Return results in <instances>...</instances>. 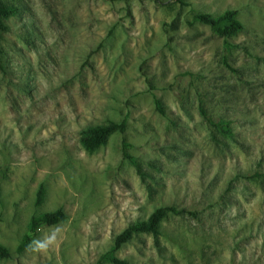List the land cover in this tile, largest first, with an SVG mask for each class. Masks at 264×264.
Returning a JSON list of instances; mask_svg holds the SVG:
<instances>
[{
  "label": "rangeland",
  "instance_id": "1",
  "mask_svg": "<svg viewBox=\"0 0 264 264\" xmlns=\"http://www.w3.org/2000/svg\"><path fill=\"white\" fill-rule=\"evenodd\" d=\"M183 1L0 0L17 8L0 15V264H98L161 207L195 214H170L114 256L264 264V0ZM228 10L243 30L227 39L194 21ZM124 120L85 149L86 129ZM59 209L66 219L19 252Z\"/></svg>",
  "mask_w": 264,
  "mask_h": 264
},
{
  "label": "trees",
  "instance_id": "2",
  "mask_svg": "<svg viewBox=\"0 0 264 264\" xmlns=\"http://www.w3.org/2000/svg\"><path fill=\"white\" fill-rule=\"evenodd\" d=\"M179 2L183 3V0H178ZM17 8L15 7H8L2 3H0V15L4 18H10L16 16ZM237 11L236 10H228L224 14L218 15L217 17L212 16L210 14H198L194 17V21L196 23H201L210 26V28L221 37L227 39L230 36L236 35L240 31L243 30L242 22L237 18ZM7 27L0 22V31L5 32ZM2 40V35L0 33V41ZM1 54V50H0ZM0 67L3 68L1 57H0ZM159 104V101H157ZM201 114L214 125L219 126L225 132H229L223 123L216 124L215 121L208 116V114L201 110ZM127 129V121L124 120L120 123L112 122L107 125H97L91 126L86 129L83 133L81 138V142L85 149L89 152H94L100 147L106 145L110 138L115 133H123ZM125 158L129 159L130 161L134 162L133 157L124 151ZM44 198V188L41 187L38 192L37 204H41ZM195 214L194 212H189L186 210H179L176 207H161L156 209L150 216L147 221L139 222L134 225L129 226L126 228L116 239L114 248L102 255L101 259L99 260L98 264H133L125 259L122 260L117 256H114L115 252L120 250L125 244L131 241V239L138 234H152L154 236L160 235V224L166 219L167 216L170 214L174 215H182V214ZM1 219V216H0ZM66 219V214L62 209H59L55 212L51 213H44L40 218H37L31 224L30 234L26 235L23 242L18 248L19 252H23L30 244L32 239L38 235V233L47 227L56 225ZM10 250L0 244V260L9 259L11 258Z\"/></svg>",
  "mask_w": 264,
  "mask_h": 264
},
{
  "label": "clouds",
  "instance_id": "3",
  "mask_svg": "<svg viewBox=\"0 0 264 264\" xmlns=\"http://www.w3.org/2000/svg\"><path fill=\"white\" fill-rule=\"evenodd\" d=\"M55 240V235L50 236L48 238V240L46 242H39V241H33L32 243H34L36 245V247L33 249L34 251H40V250H46L47 246L51 243H53Z\"/></svg>",
  "mask_w": 264,
  "mask_h": 264
}]
</instances>
